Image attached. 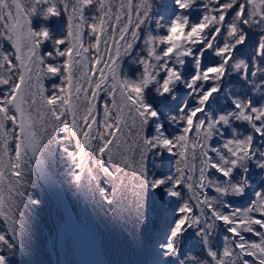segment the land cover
I'll use <instances>...</instances> for the list:
<instances>
[{"label": "snow or ice", "instance_id": "6c2138e0", "mask_svg": "<svg viewBox=\"0 0 264 264\" xmlns=\"http://www.w3.org/2000/svg\"><path fill=\"white\" fill-rule=\"evenodd\" d=\"M197 4L175 0L180 13L164 25L167 34L145 35L142 26L152 20L154 0H0V40L11 44V50L0 46V86L7 89L0 96V186L7 180L9 193L7 200L0 195V218L7 225L0 232V264H9L3 247H13L7 233L22 231L26 155L39 156L46 142L72 143L74 150H64L75 163L74 182L109 205L127 208L132 199L141 227L150 188L182 201L154 248L153 264H264V190L245 208L226 199L245 193L250 162L264 168V150L255 143L257 134L264 138V102L234 97L231 110H208L229 69L254 84L253 91L264 87V36L251 63L236 56L247 40L245 26L264 25V0H204L206 12L193 22L184 10ZM35 16H66V33L58 37L35 25ZM177 26L185 39L175 44ZM140 42L146 55L136 51ZM49 43L51 50L42 52ZM208 51L219 62L204 67ZM188 57H194L190 78L184 69ZM126 58L141 66L135 78L122 71ZM56 77L60 82L53 81L50 91L45 80ZM180 83L194 101L185 100L175 114L167 106L158 111L148 93L154 88L159 97L175 96ZM34 108L39 130L31 119ZM234 121L252 131L234 128L229 135ZM170 122L180 126L179 134H171ZM161 152L176 156L174 172L153 176L146 161ZM220 225L230 235L214 247ZM190 232L199 239L185 253L181 245Z\"/></svg>", "mask_w": 264, "mask_h": 264}, {"label": "trees", "instance_id": "16d2710c", "mask_svg": "<svg viewBox=\"0 0 264 264\" xmlns=\"http://www.w3.org/2000/svg\"><path fill=\"white\" fill-rule=\"evenodd\" d=\"M203 3L204 0H198V4L191 9L184 10V14L189 15L191 21L198 22L206 12L202 6ZM179 13L180 10L175 5V0H154L152 20L142 26L144 34L149 32L153 35L167 34V28L164 25ZM87 14L91 15L92 13L88 12ZM33 22L37 26L48 27L58 37H62L67 30L66 16L52 17L47 21L35 16ZM157 24L161 27H157ZM245 31L248 34L247 40L243 45L238 46L236 56L245 58L251 63L259 38L264 36V25L245 26ZM0 46L11 50V44L7 40H0ZM51 47L52 45L49 43L47 48L42 49V52L51 50ZM136 51L140 55H146L142 42ZM259 60L264 65V58H259ZM217 62H219V58L215 53L208 51L203 66L207 67ZM184 69L186 78H190V74L194 72V57L186 58ZM122 71L129 77L135 78L141 71V66L132 58H126L122 64ZM261 78L264 79V77ZM53 81L57 84L60 82L58 77L45 80L46 87L50 91ZM254 88L255 85L243 80L239 72L229 69L222 81L220 92L214 94L210 99L208 110L213 115L229 111L233 108L234 97H251L256 102H264V87L259 91H253ZM6 91L4 86H0V96L6 94ZM189 91L183 83H180L177 85L175 96L159 97L154 88L148 93V96L154 106H157L158 111L164 112L167 106L172 108L173 114H175V108L185 100L194 101V97L188 95ZM31 119L34 122V127L39 130L41 116L35 108L31 112ZM10 127L11 125H9ZM234 128L242 134L252 131L246 122L234 121L228 126L229 135ZM169 131L172 135H177L180 126L170 122ZM215 139L218 144L223 143V138L216 137ZM261 139L264 138L257 134L255 143L264 150V143H261ZM66 147L69 151L74 150L72 143L46 142L41 148L40 157L60 187L72 214L77 218L81 214L82 198L78 185L73 180L76 171L75 163L65 152ZM175 160L176 156L172 153H150L146 164L149 173L153 176L171 175L174 172ZM241 174V170L237 169L233 175L238 180ZM5 175L7 176V173ZM248 177L249 186L243 195L226 197L228 203L234 208L247 207L255 199V193L264 190V168H259L254 162H250ZM23 179L22 190L25 206L20 212L22 231L18 235L9 231L7 235L13 247H3V254L7 256L9 264H62L60 257L63 258L64 264H83L71 230L66 227L60 200L56 192L39 176L30 152L26 155ZM101 184L107 186L103 180ZM6 185L7 180H5L4 186H0V195L5 200L9 195ZM83 191L86 201L85 211L87 217L91 218L93 227L97 229L96 236H99V246L106 263L153 264L154 248L158 246V241H164L166 229L182 201L164 196L163 193H157L155 189L150 188L143 212L147 218L146 226L141 227L135 219V207L132 199L128 201L127 208H120L115 204L103 203L98 196L85 188ZM161 196L163 199L160 198ZM6 230V221L0 218V232ZM228 235L230 233H228L226 225L218 226L213 238V246L222 247L224 237ZM246 238L257 239L251 233H247ZM198 239L191 232L187 234L181 245L185 253L188 252L189 246H194ZM179 259H183V257ZM172 260L177 261V258L173 257ZM185 264L188 262L186 261Z\"/></svg>", "mask_w": 264, "mask_h": 264}, {"label": "water", "instance_id": "95a60500", "mask_svg": "<svg viewBox=\"0 0 264 264\" xmlns=\"http://www.w3.org/2000/svg\"><path fill=\"white\" fill-rule=\"evenodd\" d=\"M30 152V151H29ZM31 153V152H30ZM31 156L33 158V162L35 165V168L39 174V176L56 192L60 203L61 208L63 210V214L66 220V223H71L70 220H75V217L72 215L69 204L64 197L60 187L58 186L57 182L54 178L50 175L48 170L45 167L44 161L41 159L40 154L39 156L32 154ZM79 192L81 194L82 198V205H81V216H84L86 214L84 207H85V194L83 191V188L78 185ZM81 239L83 246L90 257V264H106L98 244V241H95L93 233L91 232L90 226H88L87 230L84 233H81ZM85 262V261H84ZM89 263V262H88Z\"/></svg>", "mask_w": 264, "mask_h": 264}, {"label": "rangeland", "instance_id": "374dc122", "mask_svg": "<svg viewBox=\"0 0 264 264\" xmlns=\"http://www.w3.org/2000/svg\"><path fill=\"white\" fill-rule=\"evenodd\" d=\"M85 223L87 225H90V229H91V232L93 233L94 239H95V241H98V244H99V236H96L97 229L95 227H93V222H92L90 217H87L86 215L81 216V214H80L77 217V220H75V223H69V224H67L66 227L69 230H71V234L73 235V239H74V241H75V243L77 245V248H78V250L80 252L83 264H90V257L88 256V254H87V252H86V250H85V248L83 246V243H82V239H81V233L82 232L80 231V229L77 226V224H85ZM68 229H67V231H68ZM83 251H84V254L86 255V257H84L85 255L83 254ZM60 262L62 264H64L62 257H60Z\"/></svg>", "mask_w": 264, "mask_h": 264}, {"label": "clouds", "instance_id": "9594fccd", "mask_svg": "<svg viewBox=\"0 0 264 264\" xmlns=\"http://www.w3.org/2000/svg\"><path fill=\"white\" fill-rule=\"evenodd\" d=\"M172 41L175 44H178L182 39H185L183 29L180 26H177L172 33Z\"/></svg>", "mask_w": 264, "mask_h": 264}, {"label": "bare ground", "instance_id": "6f19581e", "mask_svg": "<svg viewBox=\"0 0 264 264\" xmlns=\"http://www.w3.org/2000/svg\"><path fill=\"white\" fill-rule=\"evenodd\" d=\"M70 222H71V223H75V220L71 219ZM77 226H78V228L80 229V231H81L82 233H84V232L87 230V228H88L89 225H87V224L85 223V224H77ZM83 254H84V251H83ZM84 255H85V254H84ZM84 257H86V255H85ZM86 259H87V258H86Z\"/></svg>", "mask_w": 264, "mask_h": 264}]
</instances>
